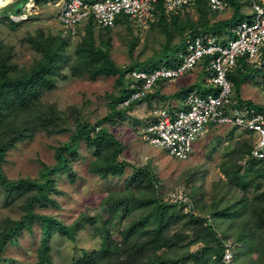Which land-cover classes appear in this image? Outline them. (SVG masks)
I'll return each mask as SVG.
<instances>
[{"label": "rangeland", "instance_id": "1", "mask_svg": "<svg viewBox=\"0 0 264 264\" xmlns=\"http://www.w3.org/2000/svg\"><path fill=\"white\" fill-rule=\"evenodd\" d=\"M11 1L8 0L0 5V40L3 41V48L0 51L9 50L3 65L4 69L8 70V74L0 73V92L5 87L4 92L11 96L14 93L13 86L17 85H19L18 90L23 88L42 90V95L40 94L28 105V118L37 120L42 113H45L63 118L65 125L62 131L50 135L39 124L35 136H26L19 140L4 155L2 168L9 181L33 179L38 183L44 182L43 171L48 167L49 170H53L55 185H49L43 191L35 186H25L24 190L18 187L8 189L2 185L3 181L0 179V264H31L38 261L39 248L42 246L41 239L44 238L42 229L44 221L40 217L46 215H53L65 225L76 223L84 225L77 231L75 241L65 233H61L59 229L55 227L52 229L49 233L53 247L50 251L52 264H73L87 250L95 252L105 250L108 246H111L112 251H125L132 256L135 250L137 252L152 239L153 233L146 232L142 227L155 230L162 227L157 222L155 212L158 200L135 199L144 196L140 195L142 190H139V186L129 183L133 173L132 168L122 175L110 174L106 177L91 170L90 162L96 157L99 148L87 145V140L81 138L79 141V146L70 158L71 165L68 170L54 172L53 167L59 162L56 157L58 147L70 141L71 135L86 122L91 124V135L97 136L101 132L113 133L125 142L126 148L121 155L122 160L137 166L149 163L158 177V182L160 181V185L155 186L157 198L162 202L177 205L172 212L176 216H181V219L169 220L168 228L169 235L180 245V248L172 252L161 250V256L173 258L188 256L190 253L195 257L204 255V242L197 240L193 223L187 225V215L189 216L190 213L210 218L220 237L234 235L235 229L228 230L231 220L217 217L215 219L213 213L218 208L223 211L225 207L232 205L243 196V192L235 187L236 183L232 180L237 172L247 178L246 180L256 177V183L264 184V162L250 161L253 158L251 156L253 137L247 131L230 127L229 124L212 125L200 136L194 153L186 160L176 159L163 148L149 144L143 140L142 126H138L137 130L139 121L149 112V105L142 106L144 105L142 103L135 106L129 111L133 116L129 113L127 116L112 115L111 101L119 93L117 75H102L95 80L81 68H75L77 62L84 66L85 60L79 59L75 53L77 50L75 39L79 37L67 36L61 30L58 15L63 1H48L40 4L35 0H23L31 7L20 12H14V6H7ZM16 1L14 0V3ZM230 1L233 7L241 10L243 18L240 21L247 20L251 16V10L247 8L248 0ZM198 3H201L199 6L203 9L210 10L206 0H199ZM229 6L231 10L220 13L224 15L223 13L226 12L228 20L232 18L234 9ZM236 10L238 11L235 9V12ZM6 13L14 20L16 26L11 27L5 20ZM188 16L192 19L197 18L193 7L180 13L182 20L187 19ZM124 22L126 24L117 25L110 31L109 52L121 70L127 71L132 69L133 65L141 63L167 64L166 62L171 61L176 55L179 58V54L174 50H168V44L164 47L167 38L159 22L144 30H136L126 18ZM237 22L239 19H234L226 26V30L227 27L231 29ZM39 29L46 35H58L62 32L64 35L61 34L62 39L64 43L67 42L66 51L62 53L60 68L57 70L60 74L57 75L54 84L47 85L38 79L39 71L36 68L43 52L36 48L29 35H35ZM191 30L190 28V32ZM102 34L96 36L98 42L101 41ZM224 34L217 33L218 36L228 37L227 32ZM180 35L176 36L171 45L184 41L183 37L187 34L183 30ZM196 71L179 78L178 81L176 80L177 83L173 82V85L172 81H169L166 85L167 89L185 84L181 80L187 81ZM261 78L262 73L249 74L239 86L240 94L244 93L245 88L246 97L264 104V95L259 86ZM9 80L14 84L13 86H6L10 84ZM198 83L201 85L202 82ZM237 87L235 85V88ZM168 102L170 104L172 98ZM2 113L8 114L4 108H1L0 103V122L3 121ZM104 118L108 120L100 123L99 120ZM5 131L6 128L2 129L0 126V140L7 136L8 132ZM249 192L248 196L258 194L253 192V187ZM29 213L33 214L28 215ZM237 223L238 220L235 227ZM140 231L144 233L143 237H132ZM230 238L234 244H237L233 237ZM238 247L243 249L244 245L241 243ZM209 257L210 250L205 254V261ZM253 257L257 258L258 254L255 252ZM108 261L115 264L114 260L108 259ZM186 263L195 262L189 259Z\"/></svg>", "mask_w": 264, "mask_h": 264}, {"label": "trees", "instance_id": "2", "mask_svg": "<svg viewBox=\"0 0 264 264\" xmlns=\"http://www.w3.org/2000/svg\"><path fill=\"white\" fill-rule=\"evenodd\" d=\"M12 1V3L10 2V4L7 6H14V12L27 10V3L23 0H17L15 3L14 0ZM35 1L42 4L44 2L57 0ZM229 2L231 4L230 0ZM199 4L201 3H198L197 5L195 4V13L197 14L196 19L189 18L188 16L187 19L182 20L180 17V13L182 11H186L191 7L186 8L178 12L177 14H172L170 17L166 16L161 10H159L156 21L152 23L151 26L156 22H159V24L162 25L166 34L165 37L167 38L164 47H166V44H168V50H174L176 53H179V51L184 47L185 37H183L184 41H181L176 45H171V42L176 39L177 35L181 36L180 33H182L183 30L186 34L191 35H199L202 33H213L217 35V33L224 34L225 32H227V36H234L230 28L228 29L227 27L226 30V26L230 22L232 23L236 18H238L239 20L243 18V15L241 14V10L239 11V8H235L233 7L234 5L231 4L234 9L232 11V18L228 20L226 17L227 13H223L224 15H222L220 13L223 11H213L210 7V10L208 8V10L203 9L201 6H199ZM235 9H238V11L236 10L235 12ZM6 14L7 15H5L4 17L5 20L9 22V25L11 27L16 26L14 20L9 18L8 13ZM124 23L125 22L123 19L117 20L118 25ZM59 24L61 23L59 22ZM190 28L192 29L191 32ZM111 29L112 28L96 30L93 26L92 20H89L86 26L81 29L83 31L80 30L81 32L77 36H75V38L79 37L78 39H75V41H77V50L75 51V53H77L79 59L85 60L84 66L77 62L75 68H81V70H84V72L88 73L91 79L95 80L102 75L116 74L119 93L118 95L114 96L111 101L112 115L127 116V113H129L131 109L133 110L135 106L141 105L142 103H147L150 106L149 114L142 117L143 119L139 121L140 125H137V130L138 126H142L141 128L143 129L154 120L153 118L157 117L154 114V111L165 109L173 112L177 110L179 107H173L171 103L168 104L169 99L175 98L176 101H180L182 99L185 100L186 96L190 91H192V89L181 90L177 94L171 96L172 93L168 94L164 91V86L167 85L168 82L160 80L156 83L153 89L149 93H147L146 96L131 101L127 106H122L121 103L130 98L133 91L130 89L128 81L125 78L126 71L121 70L120 66L113 60L112 56L110 55L109 51L111 44ZM135 29L144 30L140 28ZM188 31L189 33H187ZM99 33L103 34L100 36L101 41L98 42L96 40V36ZM61 34L62 32L58 35H46L43 30L39 29L37 30L35 35H29L31 36V40L36 48L43 52L41 61L37 65L36 69L39 71L37 74L38 79L40 81H43L47 85L54 84V81L57 80V75L60 74L57 70L60 68L59 65L62 59V53L66 51L67 47L65 46L67 42L64 43V39H62ZM104 34L106 35L104 36ZM2 42L3 41L0 40V49L3 48ZM5 50L6 51H0V73L2 74H8V70H5L3 67L4 62L7 60L9 52V50ZM177 57L178 55L174 56L173 59L171 58V61H167V65L170 66L175 64L179 60V58ZM160 64L161 62L158 64L149 65H144L141 63L133 65L132 67L153 69L160 66ZM207 64L208 60L205 63L200 64V67L204 69L205 65ZM247 76L248 74L243 73L240 69L236 72H231L228 74V78L234 84L237 104H241L246 101L248 104L255 106L259 111L264 112V104L258 103L254 100H245V98L241 97L239 86L243 80L247 79ZM10 80L8 81V83L10 84H7L6 86H13L15 84L12 80L11 82L14 84H11ZM235 85L238 87L235 88ZM17 86H13L14 93L11 96L7 95L4 92L5 87H3V89L1 90L2 92H0L1 108H4V110L8 112L7 115H5L6 113H2L3 115L1 119H3V121L0 122V126L2 127V129L6 128L5 132H8L7 136H4V138L0 140V179L3 181L2 185L8 189L18 187L23 188L24 190L25 186H35L43 191L45 187L49 185H55L53 170H49L48 167L45 168V170L43 171L45 180L41 183H38L33 179L9 181L5 177L2 168L4 155L7 150L10 147L15 146L19 140H22L26 136H35V133L37 132V130H39V124L42 129L46 130V132L50 135L54 134L55 132L62 131V128L65 124L63 118L58 116L55 117L54 115L45 113H42L40 118L37 120L28 118V105L33 103L34 99L38 98L40 94L42 95L43 91L38 88H23L22 90H18ZM155 95L159 96V100L156 105H154V103L152 102V98L155 97ZM158 103H160L161 105H157ZM129 114L132 115L131 113ZM107 120L108 118H104L99 120V122L102 123L106 122ZM141 122H143V124ZM91 129V124L86 122L84 125H82L81 128L79 127L71 135L70 141H68L64 146L58 147V150L56 151V157L59 162L55 167H53L54 172H60V170H68L70 168L69 166L71 165L70 158L73 157V151L79 146V141L81 140V138L87 140V145L99 148L96 157L90 162L91 170L101 176L106 177L110 174L122 175L129 168H132L133 173L131 175L129 183L131 182L132 184L139 186V190H142L140 195L144 196L141 198L135 197V199L137 201H140V199L142 198L158 200L159 203L155 209V212L157 213V222L160 223L162 227L158 230L142 227V229L146 232L153 233L152 239L137 252L135 250L132 256L128 255V253L125 251H112L111 246H108L105 250H97L95 252L87 250L73 264H112L108 261V259L114 260L115 264H187L186 262L189 261V259L196 264H221L222 254L227 244H234L230 237H233V240L237 243L234 244L236 249L235 260L237 264H264L263 182L256 183V177L246 180L247 178L245 179L244 176L240 175L237 172L232 180L236 183L235 187H238L239 191L243 192V196L233 202L232 205H229L227 208L225 207L223 211L218 208L213 213L215 219L217 217L220 219L231 220L228 230L235 229L234 235H226L225 238L220 237L218 231H216L215 229V225L212 223L210 218L208 219L201 216H195L193 213H190L189 216L187 215V225L193 223L196 229L194 234L197 240L204 242V255L202 257H195L194 254L190 253L188 256H175L173 258H167L160 255L161 250H165V252H172L175 249L180 248V245L175 243L172 239V236L169 235L168 228L169 220L173 221L177 219V221H179L181 219V216H176L175 213L172 212L173 209L177 207V205L169 204L165 201L162 202L160 198H157L158 195L155 194V186L156 184L160 185V181L158 182V177L156 173H154L153 169H151V165L149 163L142 166H137L135 164H130V162L126 160H122L121 155L123 153V150L126 148L125 142L118 139L117 136H115L113 133L102 134L103 132H101L97 136L91 135ZM252 145L253 141L251 143V147ZM250 161H253L254 163H256V161L260 162V160H257L255 158L250 159ZM230 186L233 185L230 184ZM252 187L253 192L255 191L260 194L248 196L250 193L249 191ZM31 214L33 213H29L28 215ZM40 218H42L44 221L42 226V229L44 230V238L41 239L42 246L41 248H39L40 257L38 261L31 264H52L50 251L53 249V247L51 245V236L49 235L52 229L54 227L55 229H59L61 233H65L70 237V239L75 241L77 231L84 227V225L79 223H76L74 225H65L61 221H58V219L53 215H46ZM184 218L185 216L182 218V221L184 220ZM237 220L238 223L235 227V223L237 222ZM17 226L18 224L16 225V227ZM143 236L144 233L140 231L139 234H136L132 237L136 238ZM132 237L131 239H133ZM241 243L244 245L243 249L239 248L240 246L238 247V244ZM208 250H210V257L209 259H207V261H205V254ZM255 252L258 254L257 258L253 257V254H255ZM211 259H213V261H209Z\"/></svg>", "mask_w": 264, "mask_h": 264}, {"label": "built area", "instance_id": "3", "mask_svg": "<svg viewBox=\"0 0 264 264\" xmlns=\"http://www.w3.org/2000/svg\"><path fill=\"white\" fill-rule=\"evenodd\" d=\"M62 1L58 21L64 34L75 37L90 19L95 29L114 28L117 20L124 18L135 28L147 29L155 22L159 10L170 17L199 0ZM206 1L214 11H224L229 5L228 0ZM248 1L251 16L232 26L234 36L190 35L186 37L180 60L174 65L132 68L125 72L133 93L122 106L146 96L158 81H175L208 60L206 80L212 89L204 92L193 89L184 105L173 112L154 111L157 117L142 129L146 142L163 148L176 159L185 160L194 153L200 136L210 125L229 124L249 132L253 137L251 156L264 162V112L246 101L237 104L233 83L228 78L229 73L239 69L250 75L262 73L259 86L264 94V0ZM235 254V245L227 244L221 264H235Z\"/></svg>", "mask_w": 264, "mask_h": 264}, {"label": "crops", "instance_id": "4", "mask_svg": "<svg viewBox=\"0 0 264 264\" xmlns=\"http://www.w3.org/2000/svg\"><path fill=\"white\" fill-rule=\"evenodd\" d=\"M208 3V2H207ZM228 3H229V5H231L230 4V2H229V0H228ZM209 5V4H208ZM228 5V11L229 10H231V7ZM191 7H193V10H195V5H193V6H191ZM248 8V7H247ZM226 13V12H225ZM125 24V23H124ZM213 34V33H212ZM197 70V71H196ZM195 71V73L193 74V76H195V79H193V76L190 78V79H188L187 81L186 80H181V81H183V82H185V84L183 83V84H181L180 86H178V87H175V88H172V89H167L168 87L165 85L164 86V91L166 92V93H172V96L174 95V94H177L179 91H181V90H184L185 88H187V89H198V90H200V91H206L207 90V88H208V86H207V84L205 83V81H206V78H205V76H206V72H205V69H202L201 67H199L198 69H196ZM198 74V75H197ZM202 82L201 83V85L198 83V82H200V81ZM178 81V80H177ZM177 81H172V85H173V82L174 83H177ZM168 84V83H167ZM203 84V85H202ZM173 87V86H172ZM245 86H244V84H243V88H244ZM243 92L244 93H241V95H242V97H244V98H248V97H246V95H245V88L243 89ZM158 100H159V96H157V95H155V97H153L152 98V102H154V105H156V103L158 102ZM184 99H182V100H180V101H176V99L175 98H172V102H170L171 104H172V106L173 107H182L183 105H184V101H183ZM156 102V103H155ZM142 105V104H141ZM147 106L148 104L147 103H144V105H142V106ZM139 106V105H138ZM149 108V111H150V106H148ZM147 114H149V112L147 113Z\"/></svg>", "mask_w": 264, "mask_h": 264}, {"label": "clouds", "instance_id": "5", "mask_svg": "<svg viewBox=\"0 0 264 264\" xmlns=\"http://www.w3.org/2000/svg\"><path fill=\"white\" fill-rule=\"evenodd\" d=\"M11 3H12V2H11ZM208 4H209V3H208ZM228 4H229V3H228ZM8 5H9V4H8ZM5 7H6V6H5ZM29 7H31V5H30V6L27 5V8H28V9H29ZM209 7H210V6H209ZM210 8H211V7H210ZM227 9H228V8H227ZM227 9H226V10H227ZM213 11H214V10H213ZM224 11H225V10H224ZM220 12H221V11H220ZM155 21H156V20H155ZM117 25H118V24H117ZM232 26H233V25H232ZM150 27H151V26H150ZM112 29H113V28H112ZM231 29H232V27H231ZM96 30H101V29H96ZM231 31H232V30H231ZM202 34H203V33H202ZM204 34H205V33H204ZM209 34H212V33H209ZM190 35H191V34H187L186 37H187V36H190ZM213 35H215V34H213ZM216 36H217V35H216ZM186 37H185V42H186ZM217 37H220V38H226V37H224V36H217ZM228 37H230V36H228ZM184 48H185V45H184V47H183V48L179 51V53H178V54H179V60H180V53L184 50ZM179 60H178V61H179ZM203 63H205V62H202V63H200V64H203ZM200 64L197 65V66L195 67L194 70H196L197 67L199 68V67H200ZM173 65H174V64H173ZM170 66H171V65H170ZM206 67H207V65H205V68H204V69H205V72H206V76H205V78H207ZM194 70H193V71H194ZM191 72H192V71H191ZM191 72H190V73H191ZM248 75H249V74H248ZM177 80H178V79H177ZM175 81H176V80H175ZM168 83H169V82H168ZM205 83H206L207 86H208L207 91H210L212 88H211V86H209V84L207 83V80L205 81ZM232 83H233V82H232ZM259 85H260V82H259ZM197 90H198V89H197ZM233 90H234V84H233ZM198 91H200V90H198ZM200 92H203V91H200ZM262 94H263V93H262ZM263 95H264V94H263ZM241 97H242V95H241ZM243 98H244V97H243ZM234 99H235V101L237 102V100H236V93H235V90H234ZM245 100H254V99H252V98H247V99H246V98H245ZM254 101H255V100H254ZM256 102H257V101H256ZM258 103H259V102H258ZM218 125H220V124H218ZM210 126H212V125H210ZM210 126H209V127H210ZM231 126H232V127H235V126H233V125H230V127H231ZM236 128H237V127H236ZM207 129H208V128H207ZM207 129H206V130H207ZM245 131H246V130H245ZM247 132H248V131H247ZM248 133H249V132H248ZM168 154H169V153H168ZM169 155H170V154H169ZM190 157H191V156H190ZM190 157H189V158H190ZM187 159H188V158H187ZM185 160H186V159H185ZM261 162H262V161H261Z\"/></svg>", "mask_w": 264, "mask_h": 264}, {"label": "bare ground", "instance_id": "6", "mask_svg": "<svg viewBox=\"0 0 264 264\" xmlns=\"http://www.w3.org/2000/svg\"><path fill=\"white\" fill-rule=\"evenodd\" d=\"M8 0H0V5Z\"/></svg>", "mask_w": 264, "mask_h": 264}]
</instances>
